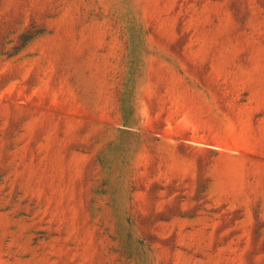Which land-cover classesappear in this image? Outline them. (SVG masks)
Here are the masks:
<instances>
[{
    "label": "rangeland",
    "instance_id": "374dc122",
    "mask_svg": "<svg viewBox=\"0 0 264 264\" xmlns=\"http://www.w3.org/2000/svg\"><path fill=\"white\" fill-rule=\"evenodd\" d=\"M0 264H264V0H0Z\"/></svg>",
    "mask_w": 264,
    "mask_h": 264
},
{
    "label": "trees",
    "instance_id": "16d2710c",
    "mask_svg": "<svg viewBox=\"0 0 264 264\" xmlns=\"http://www.w3.org/2000/svg\"><path fill=\"white\" fill-rule=\"evenodd\" d=\"M33 37L32 36H28V35H23L22 36V39H21V43H20V45L18 46V47H16V50L17 51H21V50H23L26 46H27V44H28V42L32 39ZM14 55H10L9 57H13Z\"/></svg>",
    "mask_w": 264,
    "mask_h": 264
}]
</instances>
